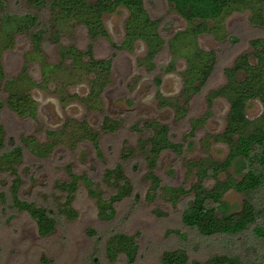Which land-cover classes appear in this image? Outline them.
Instances as JSON below:
<instances>
[{
  "label": "rangeland",
  "instance_id": "obj_1",
  "mask_svg": "<svg viewBox=\"0 0 264 264\" xmlns=\"http://www.w3.org/2000/svg\"><path fill=\"white\" fill-rule=\"evenodd\" d=\"M7 5L13 12L28 11L24 0H10ZM144 5L146 15L151 20L155 19L162 36L163 50L156 59L157 71L149 73L141 63L146 50L142 42L145 38H140L141 41H137L128 52L114 48V45L123 40L127 10L120 7L115 13L105 15L102 23L107 37L93 41L92 51L96 59L113 58L112 82L102 100L103 114L120 120L122 125L113 134L102 133L100 157L87 143L76 147L61 144L43 160L24 151V159L18 167L21 177L19 196L49 209L55 215L57 226L47 237H39L34 221L26 213L16 212L8 204H0V264H41L42 258L48 261L47 264H126L123 255H119L114 261H109L106 257V241L115 233L134 238L138 247L136 264H160V256L164 251L177 248L185 249L191 260L199 261L206 260L215 253H232L233 250L225 241L202 238L182 223L181 215L189 202L188 196H183L176 204H172L162 189L154 194L149 191L150 183L144 177L146 164L140 158L137 141L150 135L143 124L157 120L169 127L171 140L181 144V153L166 151L157 160L155 172L161 180V187L181 186L188 189L194 184L196 173L194 168L188 166L189 162H199L204 157L222 161L227 155L228 147L212 137L224 130L227 102L222 98L215 100L211 117L194 134H190V119L205 114L207 94L225 83L223 71L231 67L239 55L252 52L249 41L264 37V28L250 24L248 11L234 13L223 22L222 32L227 35V39H222L219 34L218 37L203 34L196 38L195 43L193 36L183 31L187 27L186 22L175 14L166 0H144ZM142 19L135 28L139 35L147 37L153 33L150 28L155 27L156 22L149 25ZM60 32L65 33L61 38L62 45H73L79 50H85L90 44L81 26L72 23L69 26L62 25ZM178 32H183L176 42L181 55H191L197 45L203 51H214L217 56L209 81L192 98L189 109L187 108L188 114L181 120L176 118L172 107L160 109L156 89L152 84L153 78L160 75L162 96L171 100L180 97L185 61L176 60L174 69L170 72L163 73L159 70V67L167 66L170 61L167 42ZM57 45L51 43L44 48V60L50 65L59 61ZM30 50V42L22 36L15 40L12 48L2 52L0 61L7 79L16 77L28 66V74L37 82L41 80L40 64L25 60ZM78 75L68 78L61 72L56 79L50 75L51 80L42 91L33 89L29 92L38 104L35 121L18 118L4 106L0 113V127L5 133V143L9 137L16 144H19L21 137H32L45 142L44 131L61 128L68 119H84L92 128L98 129L102 115L87 113L78 100L67 99L68 96L84 97L90 90L87 78H79ZM61 96L66 99L65 106L59 103L58 98ZM179 102L182 104L183 100L180 99ZM261 112L262 107L258 101L247 104L246 116L250 121L258 118ZM134 124H137L138 131L130 129ZM127 147L134 150V157L124 162V171L132 182L133 192L114 205L113 218L107 221L98 218L96 199L90 197L81 181L77 183L72 203L76 218L69 221L61 217L58 207L62 203V195L54 188V183L69 180L67 168L70 167L76 175H86L94 183L93 187L108 200L115 190L102 181L103 173L119 161L121 152ZM230 172L236 175L233 168ZM219 178L224 179V174ZM11 181L9 174L0 172V191L7 194ZM207 186L211 187L212 182L209 181ZM222 200L228 211L234 213L241 209L243 196L228 191Z\"/></svg>",
  "mask_w": 264,
  "mask_h": 264
},
{
  "label": "trees",
  "instance_id": "obj_2",
  "mask_svg": "<svg viewBox=\"0 0 264 264\" xmlns=\"http://www.w3.org/2000/svg\"><path fill=\"white\" fill-rule=\"evenodd\" d=\"M9 1L0 0V59L4 50L12 48L15 40L24 36L31 45L25 60L37 61L40 64L44 81H50V75L54 79L57 78L54 77L56 71L63 72L69 78L78 74L79 78L81 75H92L89 82L93 93L91 97L98 98L109 81L112 58L95 59L92 42L107 37L102 18L115 13L120 7L127 10L128 18L124 24V40L114 48L130 51L135 41L145 38L142 42L147 51L141 63L151 73L156 69L155 58L162 51L163 42L158 23L146 15L144 0H24L28 11L22 13L10 10L7 5ZM166 1L175 14L186 22L184 32L193 36L195 43L196 38L202 34H212L216 37L219 34L222 39H227V35L222 32L223 22L233 13L248 11L250 24L264 28V0ZM139 17L149 25L156 22V26L150 28L153 33L147 37L139 35L136 31L135 27L141 19ZM71 23L81 26L90 40V44L83 51L73 45H60L65 34L60 32V29L62 25L69 26ZM182 33H176L170 38L171 41L167 42L171 55L167 69L172 70L174 62L178 59H183L186 64L181 74L180 97L171 100L157 93L160 107H172L177 119L187 116L190 101L205 87L216 66L215 53L203 51L197 45L191 55H181L176 42ZM51 43L59 45V61L54 65L44 60L43 53L45 46ZM249 44L252 52L239 55L233 65L223 71L225 83L207 94L206 105L209 111L201 117L190 119V134H194L193 131L202 127L210 116V108L215 99L222 98L227 102L225 128L213 138L228 147L227 155L222 161L204 157L199 162H189L188 166L194 168L196 173L195 182L188 189L181 186L161 187L160 179L153 172L156 162L163 152L181 153V144L171 140L166 125L154 121L145 125L150 131L147 139L137 142L140 158L147 165L145 179L150 182L149 190L154 194L156 190L163 189L167 200L172 204H176L181 196H188L189 202L181 215L182 223L202 238L225 241L233 250L232 253H215L203 261L191 260L183 248L166 250L160 256V264H264V37L254 38ZM65 62L70 64L65 65ZM160 83L161 80L156 77V88ZM35 86L37 84L30 78L26 68L16 77L7 79L0 61V113L5 106L17 117L35 119L36 105L29 95ZM180 99L183 100L182 104ZM251 101H258L262 107L261 114L253 121L246 116V107ZM46 134L53 142L40 144L31 138L23 137L19 144H16L15 140L9 137L5 143V133L0 127V172L12 177L8 193L0 191V204H8L16 212L26 213L34 221L40 237L50 235L57 226V220L46 207L20 198L18 190L21 177L18 167L22 164L25 150L36 157L47 156L58 133ZM88 134L99 154L97 143L92 138L93 133ZM133 152L128 149L122 153L121 158L124 160ZM122 167L123 165L116 164L103 174L102 181L115 190L108 200L103 198L98 189L93 188L92 182L85 176L70 174L69 182H56L55 187L64 198L58 214L69 221L76 218L71 204L77 191V183L81 180L90 197L96 199L98 218L102 221L111 220L115 213L114 205L131 196L133 192ZM231 168L238 177L230 172ZM221 174H224V179L219 178ZM209 181L212 182L211 187L207 186ZM228 191L243 196L238 212L230 213L222 200ZM90 233L93 234V231ZM137 251L134 238L123 233L110 236L105 244L109 261L123 255L126 264H136Z\"/></svg>",
  "mask_w": 264,
  "mask_h": 264
},
{
  "label": "flooded vegetation",
  "instance_id": "obj_3",
  "mask_svg": "<svg viewBox=\"0 0 264 264\" xmlns=\"http://www.w3.org/2000/svg\"><path fill=\"white\" fill-rule=\"evenodd\" d=\"M234 14V13H233ZM232 14V15H233ZM229 17H231V16H229ZM128 18V17H127ZM182 19V18H181ZM127 20V19H126ZM125 20V21H126ZM153 20H155V19H153ZM124 24H125V22H124ZM186 26H187V24H186ZM184 31V30H183ZM159 34H160V30H159ZM203 35V34H202ZM160 36H161V34H160ZM174 36V35H173ZM173 36H171L170 38H172ZM124 37H125V33H124V35H123V40H124ZM162 37V36H161ZM199 37V36H198ZM169 38V39H170ZM100 39H103V38H100ZM123 40L121 41V43L123 42ZM137 41H139V40H137ZM137 41H135L134 43H133V45H132V49H133V46H134V44L137 42ZM167 42V41H166ZM250 42V41H249ZM120 43V44H121ZM120 44H118V45H120ZM60 45H62V44H60ZM250 45V44H249ZM63 46H67V45H63ZM114 46H117V45H114ZM57 47H59V45H57ZM75 47V46H74ZM146 47V46H145ZM166 46H164V48H165ZM131 49V50H132ZM167 49V48H166ZM79 50V49H78ZM130 50V51H131ZM163 50V49H162ZM80 51H83V50H80ZM120 51H126V50H120ZM146 51H147V49L145 50V54H146ZM167 51H168V49H167ZM128 52V51H127ZM162 52V51H161ZM160 52V53H161ZM214 52V51H213ZM43 53H44V51H43ZM169 53V52H168ZM215 53V52H214ZM145 54H144V56H145ZM215 55H216V53H215ZM242 55V54H241ZM94 56V55H93ZM144 56L142 57V59L144 58ZM158 57V56H157ZM157 57L155 58V59H157ZM95 58V57H94ZM109 58V57H108ZM112 58V57H111ZM96 59V58H95ZM104 59H106V58H104ZM141 59V60H142ZM103 60V59H102ZM112 60H113V58H112ZM170 60H171V55H170ZM235 61V60H234ZM113 62V61H112ZM176 62V61H175ZM175 62H174V64H173V69H174V65H175ZM155 63H156V60H155ZM169 63H170V61L168 62V64H167V66H161V67H159V70L161 71V72H170V71H172V70H168L167 69V67L169 66ZM216 63H217V56H216ZM234 63V62H233ZM49 64V63H48ZM57 64V63H56ZM65 65H69L70 63L69 62H65L64 63ZM51 65H54V64H51ZM144 65V64H143ZM186 65V64H185ZM233 65V64H232ZM40 68V71H41V67H39ZM27 69H29V67L27 66ZM157 69H158V66H157V64H156V69L152 72V73H155L156 71H157ZM112 70H113V66L111 65V69H110V75H109V81H108V83L106 84V86L103 88V90L100 92V94H99V96H98V98H94V97H91L92 96V87L90 86V84H89V82H90V80L92 79V75H87V76H83V75H81V77H86L87 78V82H88V84H89V88H90V90H89V92L86 94V96H84V97H79V96H68L67 97V99L68 100H70V101H73V100H78V102H80L81 104H82V106L84 107V109L86 110V112L87 113H98V114H100V115H102V119H101V121H100V125H99V128L98 129H94V128H92L91 127V125L89 124V122L88 121H86V120H84V119H82V120H74V119H68L64 124H63V126L61 127V128H58V129H46L45 131H44V134H45V142H39V141H37V140H35L34 138H32V137H24V138H31V139H33L35 142H37V143H40V144H45L46 142H53V139H51V138H49L48 137V135L46 134L47 132H54V133H58L57 134V136H56V140H54V142H55V144L51 147V150H50V152L47 154V156H45V157H36V158H38V159H46V158H48L49 157V155L53 152V150L56 148V147H58V146H60L61 144H64V145H70L69 147H76L78 144H81V143H87V144H89L90 146H91V148L93 149V151L95 152V154L97 155V156H101V149H100V136L102 135V133H105V134H113V133H115L118 129H120V127H121V125H122V122L120 121V120H117V119H112L111 117H109V116H107V115H104L103 114V106H102V100H103V96H104V94H105V92H106V90H107V88L111 85V82H112V80H111V74H112ZM147 70V69H146ZM185 70V69H184ZM68 72V71H67ZM147 72H149L148 70H147ZM27 73H28V71H27ZM59 73H61L60 71H56V72H54V77H58L57 75L59 74ZM149 73H151V72H149ZM29 75V74H28ZM30 76V75H29ZM40 76H41V80L40 81H35L31 76H30V78L37 84V86H35V87H33L30 91H32L33 89L35 90H41L42 91V88H44V87H46V84H48L49 83V81H44L43 80V78H42V72L40 73ZM159 78L160 80H161V83H160V86H158L157 88H156V86H155V84H154V80H155V78ZM69 78V77H68ZM56 79V78H55ZM152 84H153V86H154V88L156 89V97H157V93L159 92L160 94H161V96H162V93H161V90H160V88H161V86H162V78L160 77V75H158V76H155L154 78H153V80H152ZM181 85H182V82H181ZM181 90H182V88H181ZM29 95H30V98L35 102V105H36V115H35V119H31V118H21V119H31V120H33V121H35L36 119H37V115H38V104H37V102H36V100L32 97V95L29 93ZM163 97V96H162ZM164 98V97H163ZM158 99V98H157ZM169 99V98H168ZM217 99H219V98H217ZM217 99H215V100H217ZM58 100H59V103H60V105L61 106H65V101H66V99H63V97L61 96V97H59L58 98ZM214 100V101H215ZM214 103V102H213ZM207 106V105H206ZM159 107H160V102H159ZM167 108H169L170 109V107H168V106H166V107H160V109H167ZM212 108H213V104H212V107L210 108V116L208 117V119L211 117V114H212ZM189 109V108H188ZM207 111H209L208 110V107H207ZM206 111V112H207ZM205 112V113H206ZM13 113V112H12ZM175 113V112H174ZM187 113H188V110H187ZM227 113H228V111H227ZM176 116V115H175ZM203 116V115H202ZM226 116H227V114H226ZM201 117V116H200ZM18 118H20V117H18ZM194 119V118H193ZM207 119V120H208ZM178 120H181V119H178ZM206 120V121H207ZM152 121H154V122H158V123H160L159 121H157V120H152ZM152 121H147V122H145L144 124H143V128L145 129V130H147V128L145 127V125L147 124V123H150V122H152ZM206 121H205V123H206ZM205 123H204V125H205ZM160 124H162V125H166V124H164V123H160ZM225 124H226V119H225ZM203 125V126H204ZM105 126H107V128H105ZM167 126V125H166ZM202 126V127H203ZM111 127V128H110ZM168 127V126H167ZM202 127H198V128H202ZM169 128V127H168ZM190 128H191V126H190ZM197 128V129H198ZM225 128V127H224ZM130 129L131 130H133V131H138L139 130V128H138V126H137V124H134V125H132L131 127H130ZM197 129H195L194 131H193V133L197 130ZM147 131H149V130H147ZM89 132H91V133H93V135H94V137L92 136V138H94L95 139V142L97 143V146H98V148H99V154L96 152V150L94 149V145H93V141L90 139V136H89ZM150 132V131H149ZM217 136V135H216ZM215 136H213L212 137V139L214 138ZM21 138H23V137H21ZM20 138V139H21ZM54 138V137H53ZM144 140L145 139H147V137H145V138H143ZM140 139H138V141H139ZM214 140V139H213ZM20 141V140H19ZM137 141V142H138ZM138 146V145H137ZM128 149H131V148H129V147H127L123 152H121V154H120V159H119V161L116 163V164H121V165H123V167H122V169H123V174H124V176L128 179V177L126 176V174H125V171H124V162H126L127 160H129L131 157H134V152H133V154L130 156V157H128V158H126V159H122L121 158V155H122V153H124L125 151H127ZM131 150H133V149H131ZM28 151V150H27ZM134 151V150H133ZM29 152V151H28ZM30 153V152H29ZM34 156V155H33ZM115 164V165H116ZM146 164V163H145ZM115 165L112 167V168H114L115 167ZM156 165H157V162H156ZM112 168H109V169H112ZM155 169H156V167H155ZM155 169L153 170V172L155 173V175H156V172H155ZM67 170L69 171V177H70V174H73V175H76V174H74L72 171H71V169H70V167H68L67 168ZM107 170V169H106ZM105 172V171H104ZM146 172H147V165H146ZM104 174V173H103ZM76 176H85V177H87L86 175H76ZM145 176H146V174H145ZM144 176V177H145ZM157 176V175H156ZM103 177V176H102ZM158 177V176H157ZM88 178V177H87ZM159 178V177H158ZM89 179V178H88ZM160 179V178H159ZM90 180V179H89ZM129 180V182H130V185H131V187H133V185H132V182L130 181V179H128ZM70 181V178H69V180L68 181H66V182H69ZM81 181V180H80ZM91 181V180H90ZM56 182H64V181H56ZM55 182V183H56ZM82 182V181H81ZM92 182V181H91ZM55 183H54V188L55 189H57L56 187H55ZM83 183V182H82ZM150 183V182H149ZM84 184V183H83ZM92 184H94L93 182H92ZM160 185H161V180H160ZM85 186V185H84ZM149 186H150V184H149ZM163 187H168V186H163ZM93 188H95V187H93ZM174 188H176V187H174ZM85 189H86V186H85ZM58 190V189H57ZM87 190V189H86ZM159 190V189H158ZM163 190V189H162ZM59 191V190H58ZM150 191V190H149ZM157 191V190H156ZM88 192V191H87ZM164 192V191H163ZM60 193V192H59ZM61 194V193H60ZM62 195V203H63V200H64V198H63V194H61ZM181 197H183V196H181ZM180 197V198H181ZM179 198V199H180ZM178 199V200H179ZM169 201V200H168ZM61 203V204H62ZM72 203H73V200H72ZM60 204V205H61ZM37 205V204H36ZM60 205H59V207H60ZM40 206V205H39ZM59 207H58V209H59ZM71 207H72V204H71ZM73 209V208H72ZM74 210V209H73ZM56 228V227H55ZM36 231H37V229H36ZM54 232V231H53ZM52 232V233H53ZM38 233V232H37ZM39 236V235H38ZM40 237V236H39ZM47 237V236H46ZM43 238V237H42ZM43 260H45V263H43ZM47 260L45 259V258H42V260H41V264H47Z\"/></svg>",
  "mask_w": 264,
  "mask_h": 264
}]
</instances>
